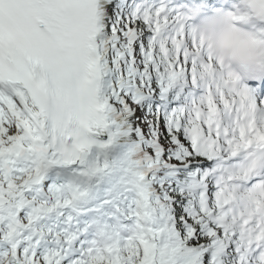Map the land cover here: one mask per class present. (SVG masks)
<instances>
[{"label": "snow or ice", "instance_id": "obj_1", "mask_svg": "<svg viewBox=\"0 0 264 264\" xmlns=\"http://www.w3.org/2000/svg\"><path fill=\"white\" fill-rule=\"evenodd\" d=\"M0 0V264H264V77L189 9Z\"/></svg>", "mask_w": 264, "mask_h": 264}, {"label": "clouds", "instance_id": "obj_2", "mask_svg": "<svg viewBox=\"0 0 264 264\" xmlns=\"http://www.w3.org/2000/svg\"><path fill=\"white\" fill-rule=\"evenodd\" d=\"M185 20L226 77H264V0H237L231 11L189 9Z\"/></svg>", "mask_w": 264, "mask_h": 264}]
</instances>
